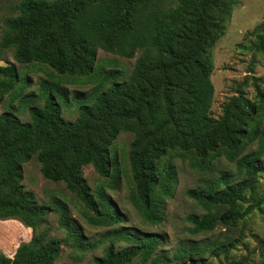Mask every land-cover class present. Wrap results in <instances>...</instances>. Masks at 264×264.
Here are the masks:
<instances>
[{
  "label": "trees",
  "instance_id": "16d2710c",
  "mask_svg": "<svg viewBox=\"0 0 264 264\" xmlns=\"http://www.w3.org/2000/svg\"><path fill=\"white\" fill-rule=\"evenodd\" d=\"M237 3L19 0L12 4L17 14L4 17L0 38V59L6 63L0 64V103L19 79L16 64L3 53L6 49L14 50L18 63L46 64L70 76L90 75L99 49L131 56L140 48L142 54L127 81H114L107 90L97 91L92 103L79 106L73 121L62 114L58 95L67 97L68 91L57 80L42 82L39 97L44 104L29 106V120L13 108L0 113V218L17 216L33 230L32 239L13 256L0 251V264H56L62 253V241L46 227L53 208L41 204L23 183V165L34 156L45 179L63 182L93 213L92 223L113 225L123 220L103 191L100 200L95 197L84 175V168L92 165L101 176H112L117 159L110 148L123 131L133 134L128 155L134 182L131 201L149 221L162 220L167 199L175 194V157L193 158L204 167L224 156L235 162L240 174L236 179L224 172L202 188L187 190L205 210L189 215L192 233L212 231L218 225L237 227L261 208L264 195L255 197L252 192L264 173V131L258 111L264 103V89L258 83L262 78L251 77L259 101L238 89L222 104L221 116L212 113L214 64L209 51L225 34ZM250 48L264 54V21L256 27ZM109 74L117 76L115 71ZM75 96L89 98L81 92ZM255 140L257 148L244 154ZM57 209L68 238L81 247H93L70 223L67 206L58 202ZM107 234L130 244L117 246L111 241L92 264H131L138 256L150 258L161 243L159 236L141 237L122 229ZM237 241L215 242L211 254L226 253ZM206 249L184 246L176 258L204 262Z\"/></svg>",
  "mask_w": 264,
  "mask_h": 264
},
{
  "label": "rangeland",
  "instance_id": "374dc122",
  "mask_svg": "<svg viewBox=\"0 0 264 264\" xmlns=\"http://www.w3.org/2000/svg\"><path fill=\"white\" fill-rule=\"evenodd\" d=\"M19 0H0V38L4 31L3 19L9 15H16L12 4ZM170 5H177L179 0H165ZM231 17L226 23L225 34L219 38L209 54L214 64L211 75L215 87L212 103L213 116L218 118L222 114V104L235 90H242L253 101H259L254 79L259 77L258 83L264 89V54L251 49L256 27L264 21V0H237ZM4 55L17 66L19 79L14 90L5 96L0 103V113L13 108L23 120H29L30 105L44 104L40 96L41 84L45 80H57L67 88V97L58 95L65 119L73 121L78 116V108L82 103H92L97 91L107 90L114 81H127L136 68L137 60L142 54L138 48L131 56L122 52H107L98 50L94 69L87 76H70L59 74L49 65L42 63L21 64L15 61L14 50H4ZM0 64L6 63L0 59ZM253 69V70H252ZM115 71L117 76L109 73ZM248 79V81H246ZM77 92L85 96H75ZM34 97L33 99L29 98ZM261 119L260 130L264 131V103L259 108ZM133 140L130 132H120L111 145L110 151L117 159L116 167L110 177H103L95 171L92 165L84 168V175L92 188L95 197L100 200L101 192L109 198L117 208L123 220L113 225H99L91 222L93 213L63 182L45 179L40 171L37 157H32L24 163L23 183L26 188L35 192L41 204L49 205L53 212L48 216L46 227L50 234L62 241V253L56 264H92L95 256L104 254L105 248L113 241L117 246H126L130 242L117 239L107 234L110 230L122 229L125 232L137 234L141 237L156 235L161 239L158 250L150 258L136 257L131 264H264V204L253 210L237 227L226 228L218 225L212 231L192 233L193 224L188 220L189 215L202 214L205 210L191 197L187 190L202 188L207 181H212L222 173H230L234 178L240 174L235 162L219 156L206 163L204 167L195 164L193 158L185 160L175 157L172 159L177 171V186L173 197L168 198L162 212V220L154 223L149 221L144 213L131 201L134 191L132 171L129 164V148ZM255 140L245 150L244 154L256 149ZM264 157V156H263ZM119 184L115 185V178ZM255 197L264 195V173L258 179L253 190ZM58 202L67 206L70 223L83 236L85 243H93V247H81L68 238V232L60 223ZM33 237V230L21 218L8 216L0 218V251L13 256L17 248ZM227 239H238L235 246L226 253L214 256L211 245L224 242ZM184 246H207L203 253L204 262H185L176 258L179 249ZM197 257V256H196Z\"/></svg>",
  "mask_w": 264,
  "mask_h": 264
}]
</instances>
